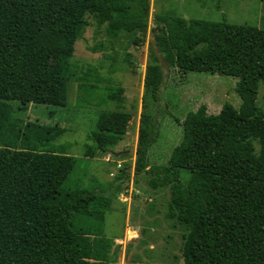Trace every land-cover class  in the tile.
<instances>
[{
  "label": "trees",
  "instance_id": "1",
  "mask_svg": "<svg viewBox=\"0 0 264 264\" xmlns=\"http://www.w3.org/2000/svg\"><path fill=\"white\" fill-rule=\"evenodd\" d=\"M151 5V0H0V264H121L115 241L104 234L111 196L64 187L78 163L54 146L65 128L14 112H26L30 103L67 104L71 59L86 11L100 12L140 45L150 31ZM149 49L135 179L151 174L152 189L169 187L168 215L184 230V264H264V108L256 102L264 83V28L161 16ZM163 62L185 73L238 77L242 105L225 103L217 114L206 105L189 112L169 163L150 166L148 151L159 125L148 111L160 99ZM116 103L100 113L90 134L104 154L124 139L133 117L123 108L124 98ZM89 155L95 156L90 148ZM183 169L190 173L187 183L180 178ZM131 176L121 169L112 188Z\"/></svg>",
  "mask_w": 264,
  "mask_h": 264
},
{
  "label": "rangeland",
  "instance_id": "2",
  "mask_svg": "<svg viewBox=\"0 0 264 264\" xmlns=\"http://www.w3.org/2000/svg\"><path fill=\"white\" fill-rule=\"evenodd\" d=\"M151 4L150 31L147 40L140 45L131 43L122 30L112 27L100 12L86 11L87 24H81L83 31L71 59L73 77L68 87L67 104L30 103L26 112L16 110L14 114L65 128L54 146L60 152L75 156L78 163L64 187L111 196L104 234L111 241L123 238V246L114 248L118 261L121 256V264H184L181 252L184 230L168 215L169 187L154 190L149 184L151 174L144 173L135 179L133 173L149 41L161 16L264 28V0H151ZM96 46L95 51L92 48ZM126 55H130L131 61L126 60ZM163 64L166 78L160 99L148 111L155 115L159 125L158 137L148 151L150 166L169 163L173 149L182 139L183 121L189 112L206 105L209 113L217 114L225 103L236 108L242 105L236 91L238 77L195 71L185 73L178 67ZM109 95L115 100L108 99ZM118 98L125 99L123 108L132 112L133 117L119 146L104 154L95 149L96 142L90 134L97 127L100 113L115 109ZM256 102L264 108V83L260 85ZM9 103L14 107L20 105L18 100ZM89 148L95 156H87ZM115 149L118 154L112 153ZM123 168L131 171L132 176L124 180L118 190L112 188L115 176ZM189 175V171L183 169L181 181L187 183ZM133 228L138 233L124 237L125 230L131 232Z\"/></svg>",
  "mask_w": 264,
  "mask_h": 264
},
{
  "label": "crops",
  "instance_id": "3",
  "mask_svg": "<svg viewBox=\"0 0 264 264\" xmlns=\"http://www.w3.org/2000/svg\"><path fill=\"white\" fill-rule=\"evenodd\" d=\"M144 76H145V74H144ZM118 146H119V145H118ZM116 151H117V149L113 150L112 153H116ZM119 151H121V150H119ZM110 153H111V152H110ZM116 154H118V152H117ZM119 156H120V155H119ZM106 160H107V159H106ZM134 164H135V162L133 163V166H134ZM133 229H134V228H133ZM134 230H135V229H134ZM136 233H138V231H136ZM128 234H129V232H128L127 229H126V230H125V234H124L125 236H124V237L128 236ZM138 235H139V234H138ZM122 240H123V238H115V240H114V241H115V246H116V245H117V246H118V245H119V246H120V245L123 246V244H122V242H121ZM118 259H119V262L121 263V256H120V255L118 256Z\"/></svg>",
  "mask_w": 264,
  "mask_h": 264
},
{
  "label": "built area",
  "instance_id": "4",
  "mask_svg": "<svg viewBox=\"0 0 264 264\" xmlns=\"http://www.w3.org/2000/svg\"><path fill=\"white\" fill-rule=\"evenodd\" d=\"M131 232L136 233V230H131Z\"/></svg>",
  "mask_w": 264,
  "mask_h": 264
},
{
  "label": "bare ground",
  "instance_id": "5",
  "mask_svg": "<svg viewBox=\"0 0 264 264\" xmlns=\"http://www.w3.org/2000/svg\"><path fill=\"white\" fill-rule=\"evenodd\" d=\"M132 232H129V234H131Z\"/></svg>",
  "mask_w": 264,
  "mask_h": 264
}]
</instances>
